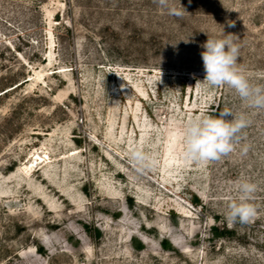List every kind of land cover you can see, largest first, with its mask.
<instances>
[{
    "label": "rangeland",
    "instance_id": "1",
    "mask_svg": "<svg viewBox=\"0 0 264 264\" xmlns=\"http://www.w3.org/2000/svg\"><path fill=\"white\" fill-rule=\"evenodd\" d=\"M170 4L185 14L0 0V264H264V109L205 84L200 55L233 34L238 67L264 86V0ZM224 109L251 121L234 150L186 161V121ZM134 147L151 168L130 163ZM241 180L257 215L230 226Z\"/></svg>",
    "mask_w": 264,
    "mask_h": 264
},
{
    "label": "clouds",
    "instance_id": "2",
    "mask_svg": "<svg viewBox=\"0 0 264 264\" xmlns=\"http://www.w3.org/2000/svg\"><path fill=\"white\" fill-rule=\"evenodd\" d=\"M154 2L161 8L167 9L169 15L178 18L186 12L180 0L179 7L171 5L170 0H154ZM233 26L231 22L228 24V27ZM233 36L226 34L221 39L208 38L201 46L204 50L200 55L206 73L203 82L210 87L227 86L233 89L249 108L264 109V86L250 83L238 67L240 46L234 42ZM198 83L199 81L196 84ZM250 123L246 114H236L230 109H224L219 116L190 117L180 133L184 146V159L196 163L221 160L234 150V145L239 142L243 130ZM129 161L138 171L151 168L154 163L140 147L130 150ZM236 187L238 195L230 200L226 214L230 226L237 222L249 223L257 215V207L252 203L257 185L241 180L237 182Z\"/></svg>",
    "mask_w": 264,
    "mask_h": 264
}]
</instances>
